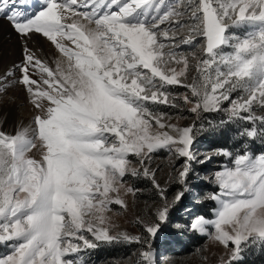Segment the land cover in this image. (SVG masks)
Instances as JSON below:
<instances>
[{"label": "snow or ice", "instance_id": "1", "mask_svg": "<svg viewBox=\"0 0 264 264\" xmlns=\"http://www.w3.org/2000/svg\"><path fill=\"white\" fill-rule=\"evenodd\" d=\"M38 2L0 0V17L23 45V58L0 74V103L19 84L35 112L15 134L0 130V245L8 249L0 264H89V250L117 243L140 245L130 264H156L161 222L194 194L193 162L212 159L194 142L229 125L240 126L242 146L214 153L231 163L207 177L218 190L201 202L215 203L213 216L195 217L190 229L228 249L220 264L264 247V152L251 147L264 144V0ZM35 35L60 53L54 66L29 47ZM172 86L188 92L177 97ZM161 105L196 119L165 123ZM212 113L225 118L212 124ZM38 143L37 158L30 153ZM160 150L183 160L171 198L151 167ZM126 176L149 181L161 200L152 216L137 218L139 234L115 231L109 215L113 205L127 207L122 191H142Z\"/></svg>", "mask_w": 264, "mask_h": 264}, {"label": "rangeland", "instance_id": "2", "mask_svg": "<svg viewBox=\"0 0 264 264\" xmlns=\"http://www.w3.org/2000/svg\"><path fill=\"white\" fill-rule=\"evenodd\" d=\"M0 18L9 24L7 19L2 17ZM6 28L7 27L5 24L0 25V35ZM10 28L15 36L20 39L19 50L17 53H15L13 49L8 50L7 57H3L1 61L4 68L0 67V72L2 71V68L3 70L9 69L13 62L18 63L23 58V45L21 37L11 26ZM37 40H39V43L41 42L43 47L40 46L39 43L37 44ZM29 47L38 58L44 62H47L49 66H54L55 61L61 58L60 53L55 49L54 45L42 35L33 36L29 42ZM180 50L188 51V49L184 46H182ZM0 74H2V72ZM191 75L192 73H189V80ZM187 92L188 90L181 86H172L171 89V94L177 97ZM11 95H14L15 97L19 96L21 98L17 102V112L20 116H26L28 122L23 124L22 121V125L13 131H8L0 125V130L5 131L6 133L15 134L17 130L28 127L31 124L35 112L31 103L28 102L26 93L21 85L16 84L15 86L11 87L8 90L7 95L3 97V102L7 100H13L11 99ZM186 107V105L182 103L180 104L181 109H185ZM19 108H22V112H25L26 109L28 112L22 114L20 113L21 111ZM160 111L167 113V116L164 120L165 123L178 124L180 127L188 126L189 124L193 123L195 119V116L186 110H177L176 108H169L161 105ZM193 150L200 154L201 158L203 155H209L212 157V159L204 163L193 162L192 164V171L189 174V182L193 186L194 194H199V196L194 194H186V196L182 198V200L178 202L170 211L168 219L164 222H161L160 230L152 241V250L154 252L156 264H220L221 259H227L228 249L220 244H217L206 235L205 243L202 246L196 247L189 253L181 254L176 249L178 243L175 242L172 233L179 234L180 230L183 232L191 231L190 224L195 217L200 216L199 210L203 207V203H206L207 205L209 204L207 200L201 202V197L205 193H211L218 190L217 187L207 179V177H209L214 171L218 170L220 165L231 163L227 157L214 155L217 150L209 149L205 143H197L195 141L193 144ZM33 154L36 155L37 158L39 157V143L37 144V147L32 150V153H30V155ZM222 158H224V160H222ZM129 159L131 161L132 167H140L136 158L130 156ZM182 163V158L169 155L166 150H160L153 156L151 167L156 169V178L158 182L161 183L162 186H167L169 198H171V196L179 190L180 186L174 182H170V177L172 180H174L176 176L175 170H178ZM125 182L126 185L132 186L134 189L139 188L142 191L136 195H133L132 193H124L122 191L121 196L125 200L127 207L121 208L120 206L113 205L111 206L109 215L112 217V220L116 225L115 231H126L132 234H139L143 229L136 222L137 218L152 216L156 209L160 206L161 200L155 190L152 188L150 182L146 179L138 180L130 176H126ZM214 208L215 206L213 209ZM213 209L212 215L206 218H211L213 216ZM132 245L120 243L101 245L95 250H89L84 255L89 264H130V261L134 262L138 259L136 253L140 250V245L137 244L135 247H133V249H130ZM116 246H127V249L125 248L127 253L122 256L115 255L112 252ZM7 251L8 249L6 247L0 245V254H3ZM166 251H171V254L166 255ZM122 252L123 251H121V254Z\"/></svg>", "mask_w": 264, "mask_h": 264}, {"label": "trees", "instance_id": "3", "mask_svg": "<svg viewBox=\"0 0 264 264\" xmlns=\"http://www.w3.org/2000/svg\"><path fill=\"white\" fill-rule=\"evenodd\" d=\"M224 118H225L224 113H212V114L206 115V119L211 121L212 124H216L218 123V121ZM244 126H247V125H244ZM238 127L240 126L239 125H236V126L229 125L228 131L223 135H221L219 131L203 133L198 137L196 142L205 143L209 149H216V150H220L225 147L232 148L233 146L241 147L242 145L237 144V141L240 140L241 138L238 136L237 132L235 131V128H238ZM251 147L253 151L257 153L264 152V144H262L260 140H256L254 143H251ZM222 160H224V158H222ZM207 202H209L208 205L206 203H203V207L199 210L200 211L199 215L210 217L212 215V209L215 206V203L212 201H207ZM175 231H178V230H175ZM172 235H173L175 242L178 243L176 249L181 254L189 253L196 247L202 246L206 241L205 235H202L199 232L192 230V229L189 232L188 231L183 232L180 230L179 234L172 233ZM135 245L136 244L132 245L130 249H133ZM126 247L127 246H121V247L116 246L112 253H114L117 256H122L125 253H127L125 250ZM182 248H183V251H182ZM121 251H123L122 254H121ZM165 254L169 255L171 254V251L169 252L166 251ZM236 264H264V247H261L260 245H256V246L246 248L242 252V258L238 262H236Z\"/></svg>", "mask_w": 264, "mask_h": 264}, {"label": "bare ground", "instance_id": "4", "mask_svg": "<svg viewBox=\"0 0 264 264\" xmlns=\"http://www.w3.org/2000/svg\"><path fill=\"white\" fill-rule=\"evenodd\" d=\"M39 6L40 5L37 0L35 7L38 8ZM1 24H5V26L7 27L3 31V33L0 35V53H2L3 57L5 58L7 57V52L9 49H13L15 53L18 52L19 45H20V39H18L13 33V31L11 30L10 23L8 24L6 21L0 18V25ZM36 42L38 44L39 40H37ZM39 45L43 47L41 42L39 43ZM0 67H3V64L1 63V61H0ZM3 68L1 71L2 73L6 70V69L3 70ZM11 99L13 100H7L5 102L0 103V125L8 131H13L16 128H18L20 125H22L21 124L22 121H23V124L28 122V119L26 116H20L17 112V102L21 98L19 96L15 97L14 95H11ZM19 109L21 111L20 113L22 114H25L26 112H28L27 109L25 112H22L23 111L22 108H19Z\"/></svg>", "mask_w": 264, "mask_h": 264}]
</instances>
